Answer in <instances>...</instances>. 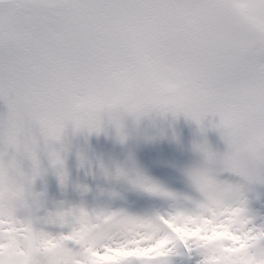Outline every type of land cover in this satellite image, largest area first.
Masks as SVG:
<instances>
[{
  "label": "snow or ice",
  "instance_id": "snow-or-ice-1",
  "mask_svg": "<svg viewBox=\"0 0 264 264\" xmlns=\"http://www.w3.org/2000/svg\"><path fill=\"white\" fill-rule=\"evenodd\" d=\"M0 103V264H52L57 249L72 264H171L181 251L197 264H264V220L246 195L264 185V0H0ZM154 112L219 117L226 151L197 146V197L117 166L104 174L168 208L44 207L42 157L64 186L69 125L99 133L107 119L123 142L124 116ZM209 186L233 198L214 203ZM33 238L48 247L26 262Z\"/></svg>",
  "mask_w": 264,
  "mask_h": 264
},
{
  "label": "rangeland",
  "instance_id": "rangeland-1",
  "mask_svg": "<svg viewBox=\"0 0 264 264\" xmlns=\"http://www.w3.org/2000/svg\"><path fill=\"white\" fill-rule=\"evenodd\" d=\"M6 111V106L0 103V112ZM154 115L161 118L164 117V114L154 112L150 116H146L147 120L143 122V126H141L140 121L137 123L130 116H124L122 124L126 139L123 142L118 138L115 127L105 119L102 131L99 133L87 132L92 136L97 135L99 139L82 145L84 147L82 151H78L77 141L74 144L67 141L72 140V136L76 138L79 134V131H74L72 126L69 125L62 141L67 150L61 152L67 172V180L64 186L60 184L58 176L48 162L47 157H42V169H46V171H43L36 178L34 192L42 193L41 200L44 207L52 210L58 205H63L64 207L83 205L88 209H92L98 208L96 206L98 203L101 204L99 208L111 210L124 209L132 214H145L168 208L171 201L133 189L125 181L110 178L103 171V169L114 170L117 166L129 169L134 168L146 176L150 173L151 176L148 177L163 186V182L157 174L164 172L165 158L158 151L152 154L146 144V137L152 136L149 123H152ZM169 115L172 116L171 113ZM177 117H179L180 121H183L181 124L184 125L185 123L184 127L186 126L180 133V136L184 137L185 134L190 133L194 136V140H196L195 145L191 149L192 152L197 145H203L207 141L204 139L201 142L197 138L203 139L205 136L211 140L208 149H211L213 153L222 154L226 151L227 146L221 138L219 131L214 129L210 124V121L218 122L219 117L209 116L203 121L202 125H198L183 114ZM162 121H155V132L159 133V130L164 132L167 127L168 129L169 127L174 128L179 123L178 121L171 122L170 119L166 122ZM202 127L205 129L204 131L201 130ZM212 134L214 136H209ZM170 135V132H164L157 139L158 145L161 147L167 146L170 142ZM132 136H135L133 137L135 154L130 151L128 152L129 144L127 141L130 142L129 137ZM195 153L194 161H192V156L190 158V169H185L187 172L203 166L204 161L196 160L202 157L203 153H199L198 150ZM187 172L180 174L177 182L170 176L171 181H174V185H167L166 189L179 196L197 197L199 194L194 189ZM227 175L223 174L222 178L227 177ZM38 181H41V183L36 184ZM48 181L49 186L47 184ZM181 185L184 187V191L179 190V192L177 189H180ZM85 188L87 189L86 191L84 190ZM246 195L248 198L249 214L257 222L264 220V185H254L252 190L247 192ZM181 256L182 253L180 252V254L171 257V264H182ZM194 259V264H197L199 257L194 255Z\"/></svg>",
  "mask_w": 264,
  "mask_h": 264
},
{
  "label": "clouds",
  "instance_id": "clouds-1",
  "mask_svg": "<svg viewBox=\"0 0 264 264\" xmlns=\"http://www.w3.org/2000/svg\"><path fill=\"white\" fill-rule=\"evenodd\" d=\"M209 198L214 203L227 202L233 198V192L230 188L221 187V186H209L208 188ZM48 247V242L39 239L33 238L31 241L30 253L24 257L25 261H30L33 258V255L41 250ZM49 260L52 264H56L57 261H64L65 264H72L73 257L57 249L55 251L50 250ZM210 260H215V256H210Z\"/></svg>",
  "mask_w": 264,
  "mask_h": 264
}]
</instances>
